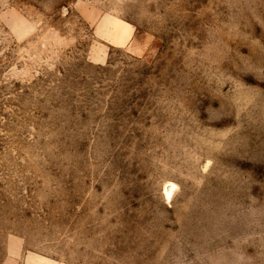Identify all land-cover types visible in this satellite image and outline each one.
Returning a JSON list of instances; mask_svg holds the SVG:
<instances>
[{
    "label": "rangeland",
    "instance_id": "obj_1",
    "mask_svg": "<svg viewBox=\"0 0 264 264\" xmlns=\"http://www.w3.org/2000/svg\"><path fill=\"white\" fill-rule=\"evenodd\" d=\"M0 264H264V0H0Z\"/></svg>",
    "mask_w": 264,
    "mask_h": 264
},
{
    "label": "bare ground",
    "instance_id": "obj_2",
    "mask_svg": "<svg viewBox=\"0 0 264 264\" xmlns=\"http://www.w3.org/2000/svg\"><path fill=\"white\" fill-rule=\"evenodd\" d=\"M170 195H171V192H170V191H167V190H165V196H166L167 198H169V197H170Z\"/></svg>",
    "mask_w": 264,
    "mask_h": 264
}]
</instances>
